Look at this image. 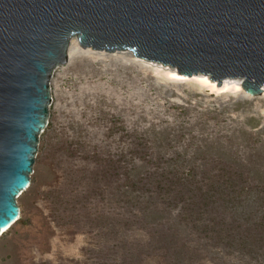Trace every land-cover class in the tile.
I'll return each mask as SVG.
<instances>
[{
    "label": "rangeland",
    "instance_id": "obj_1",
    "mask_svg": "<svg viewBox=\"0 0 264 264\" xmlns=\"http://www.w3.org/2000/svg\"><path fill=\"white\" fill-rule=\"evenodd\" d=\"M173 71L70 42L0 264H264V95Z\"/></svg>",
    "mask_w": 264,
    "mask_h": 264
},
{
    "label": "water",
    "instance_id": "obj_2",
    "mask_svg": "<svg viewBox=\"0 0 264 264\" xmlns=\"http://www.w3.org/2000/svg\"><path fill=\"white\" fill-rule=\"evenodd\" d=\"M74 37L264 95V0H0V239L20 218Z\"/></svg>",
    "mask_w": 264,
    "mask_h": 264
},
{
    "label": "bare ground",
    "instance_id": "obj_3",
    "mask_svg": "<svg viewBox=\"0 0 264 264\" xmlns=\"http://www.w3.org/2000/svg\"><path fill=\"white\" fill-rule=\"evenodd\" d=\"M71 43L73 44H78L79 43V41H78V38H76V37H74V38H72L71 40ZM80 44V43H79ZM172 74H170V76H171ZM173 75L174 76H179V74L176 72V71H173ZM203 78V77H202ZM212 88L213 89H216L217 88V86H216V84H213L212 85ZM37 152H38V150H37ZM37 152H36V154H37ZM36 154H35V159H36ZM34 168V167H33ZM33 174V172L30 174V176ZM20 216H21V213H20Z\"/></svg>",
    "mask_w": 264,
    "mask_h": 264
}]
</instances>
